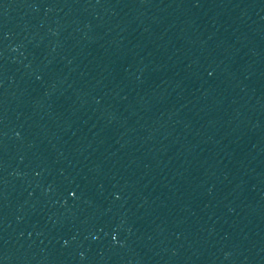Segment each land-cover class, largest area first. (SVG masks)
Returning <instances> with one entry per match:
<instances>
[{
    "label": "water",
    "instance_id": "1",
    "mask_svg": "<svg viewBox=\"0 0 264 264\" xmlns=\"http://www.w3.org/2000/svg\"><path fill=\"white\" fill-rule=\"evenodd\" d=\"M0 264H264V0H0Z\"/></svg>",
    "mask_w": 264,
    "mask_h": 264
}]
</instances>
